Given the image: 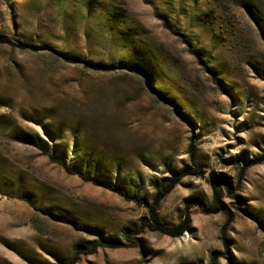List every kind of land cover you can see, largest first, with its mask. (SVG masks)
Listing matches in <instances>:
<instances>
[{
    "label": "rangeland",
    "instance_id": "obj_1",
    "mask_svg": "<svg viewBox=\"0 0 264 264\" xmlns=\"http://www.w3.org/2000/svg\"><path fill=\"white\" fill-rule=\"evenodd\" d=\"M194 136L203 175L159 208L188 230L141 232ZM262 155L264 0H0V264H68L100 236L121 247L74 264H264V163L241 174Z\"/></svg>",
    "mask_w": 264,
    "mask_h": 264
},
{
    "label": "trees",
    "instance_id": "obj_2",
    "mask_svg": "<svg viewBox=\"0 0 264 264\" xmlns=\"http://www.w3.org/2000/svg\"><path fill=\"white\" fill-rule=\"evenodd\" d=\"M6 43V42H5ZM8 43V42H7ZM62 59L69 63L70 65H83L85 69H90L95 72H113L115 71V67H108L100 64H94V63H87L84 61H81L79 59H74L71 57H67L63 54H60ZM138 68V67H136ZM189 156H190V168H186L182 170L179 173H174L170 178L166 180L162 186H159L158 182H154L153 185L157 191V194L154 198V201L151 205L148 206V217L143 220V224L141 226V232L144 231L146 228H148L152 232H157L163 235H167L172 238H180L184 235V233L188 230V224H189V209L187 211L188 216L187 220H185L181 225L177 227H168L166 226L160 215V204L161 202L181 183V181L187 177H201L203 175L202 170L199 166L198 160H197V154H198V139L197 137H192L191 142L189 145ZM264 163V155L258 157L257 159H253L250 161H247L244 163V167L242 169L241 174L245 175V173L252 167H255L257 165H261ZM68 171H71L69 168H67ZM74 174L79 175L84 181H90L96 186L103 187L109 191H112L119 196L123 198H128V192L118 188L117 186L113 184H105L103 182H98L96 179H88L84 174L78 173V172H72ZM223 184V180H219L217 183L213 184V191L215 196V204L212 208L207 207L204 203L200 201H193V203L197 206H199L204 213L206 214H219L221 212H226L227 208L224 202L221 200L220 196V189L219 185ZM230 191V189L228 188ZM134 195L136 197L139 196V191L136 190L134 192ZM232 221V217L229 216V220L227 222V225ZM121 247L119 243L115 242H107L104 240L102 236L99 237L97 242L91 243L90 246H82L78 245L75 250L74 258L71 262H68V264H74L76 263L82 255H91L95 253L100 248H119ZM63 264V263H60Z\"/></svg>",
    "mask_w": 264,
    "mask_h": 264
}]
</instances>
